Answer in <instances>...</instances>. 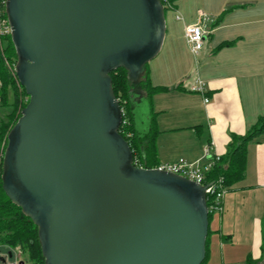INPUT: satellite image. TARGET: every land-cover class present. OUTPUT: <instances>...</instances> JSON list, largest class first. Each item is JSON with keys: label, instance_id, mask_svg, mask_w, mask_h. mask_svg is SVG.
<instances>
[{"label": "water", "instance_id": "obj_1", "mask_svg": "<svg viewBox=\"0 0 264 264\" xmlns=\"http://www.w3.org/2000/svg\"><path fill=\"white\" fill-rule=\"evenodd\" d=\"M6 13L29 102L2 180L38 226L46 264H202L208 184L136 166L119 131L111 73L135 81L160 52L161 1L8 0Z\"/></svg>", "mask_w": 264, "mask_h": 264}, {"label": "crops", "instance_id": "obj_2", "mask_svg": "<svg viewBox=\"0 0 264 264\" xmlns=\"http://www.w3.org/2000/svg\"><path fill=\"white\" fill-rule=\"evenodd\" d=\"M199 2L202 8L182 21L196 23L201 13L214 20L206 21L210 33L198 65L183 27L180 33L167 30L166 57L149 68L152 84L168 88L151 96L158 164L181 158L210 164L228 152L234 135H245L264 115V0ZM222 43L230 44L218 48ZM197 77L206 83L204 95L190 90ZM209 143L212 157L205 155ZM263 214L264 134L248 143L243 180L227 186L223 212L216 213L215 227L210 225L205 264H246L249 255L259 259Z\"/></svg>", "mask_w": 264, "mask_h": 264}, {"label": "trees", "instance_id": "obj_3", "mask_svg": "<svg viewBox=\"0 0 264 264\" xmlns=\"http://www.w3.org/2000/svg\"><path fill=\"white\" fill-rule=\"evenodd\" d=\"M160 1L164 9L175 8L177 2V0ZM5 39L8 41L6 46L4 45ZM228 44L230 43H222L218 48ZM6 58L12 62H17V52L11 35L3 38V46H0V107L12 106L9 113H5V116L2 118L0 117V140H6L4 151L8 145L9 132L21 117L22 110L29 102V95L25 87L18 80L16 69L12 70L10 68L6 63ZM13 73H15L16 77ZM111 77L115 95L119 99L121 108L123 109V122L119 131L130 143L134 156L138 157L140 163L144 167L153 168L158 165L156 163V136L158 129L155 125L153 112L150 108L148 130L145 135H140L136 126L134 106L141 98H146L151 107V96L157 92L168 90V88L152 84L149 77V68L135 81L130 79L128 70L125 68L113 71ZM262 134H264V115L258 118L256 124L245 135L233 136L228 152L222 155L220 161L208 173L206 182L214 181L222 176L225 185L232 186L243 180L246 174L248 143ZM2 174L3 154H0V244L18 248L24 254L23 256L26 258V261L31 264H46L39 238L38 226L7 195L3 186ZM212 216L213 214L210 212V225ZM261 228L262 256L255 260L249 255L246 264H264V214L261 220ZM205 261L206 258L202 264H205Z\"/></svg>", "mask_w": 264, "mask_h": 264}, {"label": "built area", "instance_id": "obj_4", "mask_svg": "<svg viewBox=\"0 0 264 264\" xmlns=\"http://www.w3.org/2000/svg\"><path fill=\"white\" fill-rule=\"evenodd\" d=\"M8 0H0V46H3V38L11 35L12 29L6 13V3ZM177 19L183 21L182 15H177ZM206 21L213 22L206 14L201 13L200 19L196 23L185 24L184 32L186 42L190 48V51L195 56L198 62V55L205 47L206 37L210 33V29L206 24ZM16 69V67H15ZM1 86V83H0ZM190 90L192 92H197L200 94H205L206 83L197 77L193 85H191ZM208 102L209 99L206 98ZM205 155L207 157H212V143H209L205 147ZM221 155H216L213 162L206 165H201L198 163H192L186 159H179L176 162L161 163L155 166L159 170L170 171L179 175H182L188 179H191L200 184H206L207 175L213 169L215 164L220 161ZM134 164L138 167H144L137 156H134ZM206 188L207 199L209 203V210L212 214L223 212V199L226 194L227 186L225 185L224 178L220 176L214 181L208 182ZM10 252V251H9ZM9 252L0 254V257L6 258V261L0 259V264H26L27 261L23 259L20 255L14 256L12 252V258L9 257Z\"/></svg>", "mask_w": 264, "mask_h": 264}, {"label": "rangeland", "instance_id": "obj_5", "mask_svg": "<svg viewBox=\"0 0 264 264\" xmlns=\"http://www.w3.org/2000/svg\"><path fill=\"white\" fill-rule=\"evenodd\" d=\"M178 1V0H177ZM192 1V3H190ZM179 4L181 5V9H176L174 7H170L167 9H164V15H165V37H164V42L166 40V33L167 30H169L170 32H174V33H180V30L183 29L184 25L182 21L177 19V15H189L191 13L197 12L198 9L202 8V6L200 5L199 0H181L179 2ZM197 14V13H196ZM7 40H4V45H7ZM163 42V45H164ZM169 42V40H168ZM187 43V42H186ZM168 44L166 43L164 50L161 49V51L159 52V56H157L156 58L150 60L147 64L144 65V68H150L151 65H153L154 63H159L161 61H163L166 57L167 54V47ZM187 49L189 50L191 56H193L194 59V63L195 66L198 65L199 62H197L195 60V56L192 54V52L190 51V48L188 46V44H186ZM163 48V46H162ZM161 53V54H160ZM15 58V57H13ZM17 59V58H16ZM6 63L10 66V68L13 70H15V63L16 62H12L10 59L6 58ZM15 75V73H13ZM16 77V75H15ZM27 100V98H26ZM150 106L148 104L147 99H144L143 101H141L138 105H136L135 107V120H136V126H137V130L139 132L140 135H145L146 131L148 130L149 127V111H150ZM12 109V106H5V107H0V117H4L5 113H9ZM1 141V140H0ZM6 145V140H2L0 143V154H3V158H4V148ZM216 213L213 214V218L211 221V227L214 228L216 225ZM9 251H12L14 256L16 257L17 255H20L23 259L26 260V258L23 256L24 254H22V252L15 247L12 246H7L5 244H0V254H4L7 253ZM26 264H31L30 262H27Z\"/></svg>", "mask_w": 264, "mask_h": 264}]
</instances>
